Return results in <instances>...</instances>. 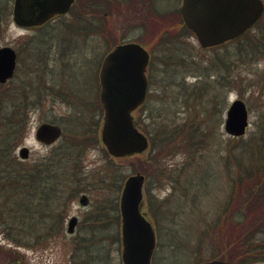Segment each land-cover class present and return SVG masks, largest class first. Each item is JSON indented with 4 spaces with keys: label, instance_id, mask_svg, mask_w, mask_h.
I'll use <instances>...</instances> for the list:
<instances>
[{
    "label": "rangeland",
    "instance_id": "obj_1",
    "mask_svg": "<svg viewBox=\"0 0 264 264\" xmlns=\"http://www.w3.org/2000/svg\"><path fill=\"white\" fill-rule=\"evenodd\" d=\"M12 4L13 0H0V46H12L17 51L19 63L14 80L0 88V104L6 88L17 85L26 69H31V80L38 77L47 86L57 87L58 84L64 88L60 91L61 97L45 91L40 103L28 109L12 151L21 164L28 166L40 161L70 139L78 144L83 138L82 132L75 133L77 124L91 128L96 120L100 123L102 111H96V108L93 111L89 104L95 97L98 101L97 77L102 57L112 46L129 39L142 43L151 54L147 69L148 96L144 105L132 114L143 132L148 129L151 134L156 133L160 122L169 123V119L164 121L157 111L161 101L166 100L170 119L180 123L186 117L192 127L207 120L209 116L204 118L206 107H211L214 100L218 106L215 114L207 120L213 126L209 128L211 134L202 141V147L187 148L180 136L165 150L156 146L151 153L146 150L131 157H113L98 139L91 143L85 140L86 144L81 141V147L74 148L77 149L74 157L79 167L80 193L86 194L90 202L82 207L78 203L80 193L70 199L63 230L38 244L18 246L6 238L0 226V264H85L80 260L82 257L88 258L87 264H104L106 260L110 264H121L120 218L115 220V214L119 216L122 183L137 171L146 179L142 211L156 231L157 249L153 264H193L220 258L217 255L221 256L222 250L217 243L221 241L224 225L220 229L215 223L219 205L224 203L230 190L228 169L231 167L225 166L229 149L235 147L234 153H237L254 140V136L255 139L264 136L262 22L248 32V37H242L238 43L234 41L236 53L224 61V47L203 49L195 35L182 27L177 15L180 0H158L155 5L158 7L157 16L148 8H141L137 16L129 9L113 10L109 14L106 32L96 34L91 33L92 17L84 12L80 14L75 6L41 27L22 28L12 21ZM136 21L139 24H135ZM252 35L263 37L257 38V46L250 48L247 43ZM244 45L246 49L240 50ZM217 60L226 84L217 89L220 91L218 95H214L212 93L217 90L195 84L202 75L196 67ZM181 80L186 85L177 86L175 83ZM196 93L199 98L195 102L190 94ZM84 97L88 99L87 103L79 100ZM235 99L243 100L248 109L249 125L240 137L231 136L223 126L226 109ZM76 108L80 109L79 112ZM41 122L61 125L63 134L57 143L48 146L35 139V129ZM205 126L201 125L202 128ZM199 139L198 136L192 141L195 143ZM22 145L30 150L26 161L17 156ZM103 208L107 210V214L102 215L107 226L98 231L94 222V232L89 231L84 227L87 220L97 209ZM71 214L79 220L72 235L65 228ZM99 241L105 243L104 250L98 248L99 244L91 248L90 244ZM80 247L85 251L78 250Z\"/></svg>",
    "mask_w": 264,
    "mask_h": 264
},
{
    "label": "trees",
    "instance_id": "obj_2",
    "mask_svg": "<svg viewBox=\"0 0 264 264\" xmlns=\"http://www.w3.org/2000/svg\"><path fill=\"white\" fill-rule=\"evenodd\" d=\"M177 15L181 22L179 12ZM161 19L165 18L161 16ZM182 27L185 26L182 25ZM261 35H263L262 32ZM165 37H167L166 33ZM242 37H248V32L236 39L237 43ZM258 37V35L250 36L251 41L247 45L250 48L253 45L257 46L256 42L263 36ZM233 46L234 41L219 46L226 49L224 61L227 60L226 58H232L231 56L236 53ZM243 49H246L245 45L240 48V50ZM221 59L222 57H219V60ZM218 64L217 60V62L211 61L209 64L197 66V70L202 75L195 84H201L212 91L224 87L226 83ZM175 84L177 86L186 85L183 80ZM172 85H174L173 81ZM219 93L220 91L217 90L212 94L218 95ZM14 94V91L6 90L0 104V226L6 238L11 242L18 246H27L55 237L63 230L66 206L70 199L81 192L82 188L80 177H78L79 167L74 157L77 149L74 148L81 147L83 140L84 144H86L85 140L89 143L96 141L97 120L91 128H87L86 124L85 127L83 124H77L75 133L82 132L83 138L78 141V144L72 142V139L69 142L65 141L54 149L53 153L51 152L38 162L31 163L32 167H29L21 164L12 151L22 131L27 111L32 105L24 97L15 102ZM190 95L195 102L199 98L197 93ZM200 95L204 97V93L200 92ZM165 101L160 102L157 111L164 121L169 119V123L160 122V125L156 127V133L151 134L148 129H145L150 141L149 153L156 146L159 150H165L169 143L180 136L183 137L187 148L202 147V141L205 140L206 135L211 134L209 128L212 129L213 124L207 120L215 114L218 106L216 101L212 102L211 107H206L204 118L209 117L202 123L206 124L205 128H202L200 124L203 120L192 127L186 117L182 122L175 123L174 118H169L171 113ZM89 106L93 111L95 108L96 111L101 109L97 99L93 100ZM79 110L76 108V112ZM135 123L140 128L137 119ZM198 136L200 139L194 143L192 139ZM234 151L235 147L229 149L230 153L225 161L226 168L231 167L228 169L230 190L224 203L219 205L215 223L216 228L220 227V229L224 225V232L221 231V241L217 243L222 253L217 257L235 264L264 262V136H258L256 139L254 136V140L238 149L237 153ZM241 154L245 157L240 156ZM44 212L48 213L47 217H43ZM104 214H107L105 208L97 209L95 215L87 220L84 227L91 230L92 223L96 222L95 226L99 231L107 226V223L103 221L102 215ZM118 219L119 216L115 214V220ZM97 244H99L98 248L104 250L105 243L101 241L94 242L90 246L92 248L93 245L98 246ZM78 250L85 251L81 247ZM80 260L85 264L88 262L87 257H82ZM104 264L110 263L106 260Z\"/></svg>",
    "mask_w": 264,
    "mask_h": 264
},
{
    "label": "water",
    "instance_id": "obj_3",
    "mask_svg": "<svg viewBox=\"0 0 264 264\" xmlns=\"http://www.w3.org/2000/svg\"><path fill=\"white\" fill-rule=\"evenodd\" d=\"M73 0H14L13 20L22 26L39 25L56 14L65 13ZM263 11L261 0H181L180 12L186 27L199 44L213 47L236 38L245 32ZM149 60L146 49L136 42L116 45L103 58L99 69V100L103 109L100 139L113 157L142 153L148 147L147 136L139 131L132 112L145 100ZM15 52L9 46L0 47V82L13 72ZM224 130L232 136H241L248 126V111L243 100L235 99L226 110ZM61 134L56 124L41 123L35 138L45 144ZM21 159L29 156V149L18 151ZM144 175H129L119 197L121 260L122 264H149L155 246L154 228L142 211ZM85 194L79 202L85 205ZM76 216L67 223V232L74 231ZM195 264H234L227 260L211 259ZM264 264V263H260Z\"/></svg>",
    "mask_w": 264,
    "mask_h": 264
},
{
    "label": "flooded vegetation",
    "instance_id": "obj_4",
    "mask_svg": "<svg viewBox=\"0 0 264 264\" xmlns=\"http://www.w3.org/2000/svg\"><path fill=\"white\" fill-rule=\"evenodd\" d=\"M264 2V0H262ZM156 3H158V0H74L73 5L77 7L80 14L87 13L90 17H92L90 26L92 27L91 33H105V28L109 25V14L111 11L119 10L120 8H125L131 10V12H134V15L137 16L136 13L139 12V10L142 8H148L149 11L153 12L155 16H157L158 7L156 8ZM97 23V24H96ZM135 24H139V22H135ZM31 28V27H29ZM133 41L131 39L126 40L125 42ZM136 42V41H133ZM13 48V47H12ZM14 49V48H13ZM15 50V49H14ZM15 66H14V73L17 71L18 68V54L15 50ZM101 64V63H100ZM100 68V66H99ZM14 73L11 76V78L8 80H14ZM31 73V69L25 71L23 77L18 81L17 85L15 84L12 86V91L15 92L13 99L15 102H18L21 98H25L26 101L30 105H34L36 103H40L43 93L45 91H49L53 93L56 96L61 97L60 91L64 90L63 87H60L57 84V87L54 85L47 86L43 84V81H41L40 78H36L35 80H31V77L29 78V74ZM27 76V78H25ZM33 81V82H32ZM56 87V89H54ZM85 98V97H84ZM29 167H32V164L28 165ZM48 213L44 212L43 217H47ZM79 223V220H78ZM94 232L93 229L89 230ZM157 249V244L155 245V248L153 250L152 256H151V263L153 264V257L155 254V251Z\"/></svg>",
    "mask_w": 264,
    "mask_h": 264
}]
</instances>
